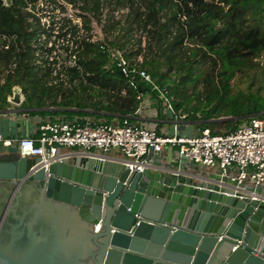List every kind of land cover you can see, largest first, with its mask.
Masks as SVG:
<instances>
[{
	"label": "water",
	"instance_id": "1",
	"mask_svg": "<svg viewBox=\"0 0 264 264\" xmlns=\"http://www.w3.org/2000/svg\"><path fill=\"white\" fill-rule=\"evenodd\" d=\"M129 163L0 152V264H264V183Z\"/></svg>",
	"mask_w": 264,
	"mask_h": 264
},
{
	"label": "trees",
	"instance_id": "2",
	"mask_svg": "<svg viewBox=\"0 0 264 264\" xmlns=\"http://www.w3.org/2000/svg\"><path fill=\"white\" fill-rule=\"evenodd\" d=\"M90 6L86 2L84 8ZM27 7L28 0H13L9 7L0 0V34L15 38L6 47L8 41L0 35V73L11 61L18 62L15 73L4 83L0 78V107L9 105L8 95L14 86H20L26 96L22 106L41 120L38 127L42 122L85 117L94 124H112L137 116L147 95L163 102L154 86L166 87V80L169 95L178 97L175 110L192 105L193 113L187 112L186 118L199 121L203 129L209 127L212 134L233 131L252 117L264 119V0H143V5H132L128 24L135 23L148 33L142 66L154 83L136 73H122L108 52L84 42L80 53L83 69L70 71L69 85L49 84L47 74L33 63L31 43L36 30H31ZM98 9L96 2L94 10ZM118 24L108 20L105 30L112 33L111 45L124 50L132 42L131 29L117 32ZM135 43L140 48L139 38ZM165 65L169 72L163 70ZM172 70L182 75L184 86H194L191 95L172 85ZM232 81L246 87L235 90ZM244 115L252 117L211 121ZM39 135L38 130L34 137Z\"/></svg>",
	"mask_w": 264,
	"mask_h": 264
},
{
	"label": "built area",
	"instance_id": "3",
	"mask_svg": "<svg viewBox=\"0 0 264 264\" xmlns=\"http://www.w3.org/2000/svg\"><path fill=\"white\" fill-rule=\"evenodd\" d=\"M1 1L7 7L13 2ZM122 1L28 0V22L32 24L31 30H36L31 43L33 63L47 74L49 84L69 85L70 71L83 69L80 53L84 42L95 43L101 50L108 52L116 59L122 73H136L154 83L142 66L148 33L135 23L131 27L128 24L133 16L132 5H143V0ZM86 2L90 3V8H84ZM96 2H99L98 11L94 10ZM108 20L119 23L117 32L125 33L131 29L132 42L127 44L126 49L120 50L111 45L112 33L105 30ZM0 35L8 41L6 47L15 39L14 36ZM136 38L141 41L140 48L135 43ZM131 53L135 54L130 56ZM17 67L18 62L11 61L0 73L1 83L15 73ZM16 89L23 96L22 88L17 85L7 99L10 104L19 106L21 104L13 101ZM154 89L163 103L172 108L167 88L155 85ZM38 130V137H9L0 131V145L16 148L23 156H41L46 167L50 162L62 159L63 154H58L61 148L100 157H111L109 153L118 149L123 155L121 159L130 162L128 165L132 171L143 172L151 149L162 152L165 145L172 144L179 147L181 157L195 164L217 167L222 175H230L239 183L253 186L264 183V119L259 117H252L249 122L230 132L212 134L210 128H205L196 136L161 135L157 128L136 125L130 117H124L123 121L117 120L114 125L94 124L86 117L69 122H42ZM262 199L264 195L260 196ZM138 224L136 222L135 226Z\"/></svg>",
	"mask_w": 264,
	"mask_h": 264
},
{
	"label": "crops",
	"instance_id": "4",
	"mask_svg": "<svg viewBox=\"0 0 264 264\" xmlns=\"http://www.w3.org/2000/svg\"><path fill=\"white\" fill-rule=\"evenodd\" d=\"M143 103L144 105L145 103L147 104L143 107ZM143 103L137 110V116L130 117L132 122L136 125H142L147 128H157L159 133L165 136H196L200 135L205 129H203L199 121L190 120L186 118L185 114L181 115L177 113L173 103H171L172 108L167 107L163 102H154V99L144 101ZM29 111V108H25L22 105L15 107L10 103L4 108L0 107V131L9 137H34L38 131V124L41 120L37 116H31ZM87 111L97 112L91 109ZM116 120L115 122H117ZM8 149L12 148H6L0 145V152ZM178 149L179 147L176 145L167 144L164 146L162 153L168 162L175 164L177 167L192 168L204 174L220 173L217 167L212 168L195 164L181 157L178 153ZM60 150L62 154H67L72 151V149L68 148H61ZM109 154L114 158H123L122 152L118 149L112 150Z\"/></svg>",
	"mask_w": 264,
	"mask_h": 264
},
{
	"label": "rangeland",
	"instance_id": "5",
	"mask_svg": "<svg viewBox=\"0 0 264 264\" xmlns=\"http://www.w3.org/2000/svg\"><path fill=\"white\" fill-rule=\"evenodd\" d=\"M148 36V35H147ZM262 59H264V58H262ZM168 67L165 65L164 66V68H163V70L164 71H166V72H169L168 71ZM151 77V76H150ZM169 77L170 78H172V79H174V82L172 83V85L173 86H176L177 88H179L180 90H182V89H184V90H186V93L187 94H192L193 93V88H194V86L192 85V84H189V85H187V86H184V84H182V82H181V78H182V75H180V73H176L175 71H170V73H169ZM151 79H152V77H151ZM166 88H167V90H171V89H169V87H170V85H169V82L166 80ZM232 85L234 86V88H235V90L237 89V88H245L246 87V85L245 84H242V83H240V82H238V81H232ZM173 92V91H172ZM21 98L25 101V98H26V96L24 95V93H23V96H21ZM151 99H153L151 96H149V95H147V98H145L142 102H141V104L144 102V101H150ZM178 99V97L176 96V94H174V93H172L171 94V96H170V100H171V103H173V106H174V100H177ZM155 101H158V100H154V102ZM22 103L23 102H20L19 104H21L22 105ZM147 103H145V105H146ZM155 104V103H154ZM21 105H19V106H21ZM144 105V103H143V107L145 106ZM156 105H159V104H156ZM166 105V104H165ZM7 106V105H6ZM5 106V107H6ZM13 106H15V105H13ZM16 107V106H15ZM186 108H188V109H192V105H186V106H184V107H182L180 110H178V111H176L177 113H179V114H181V115H186L187 114V112H189L190 114H192L193 113V109L191 110V111H187L186 110ZM165 111H167V110H165ZM198 115L199 116H202L203 115V112H199L198 113ZM232 118V119H231ZM218 119H221L220 121H222V122H226V121H230V120H236V117H221V118H217V119H213V120H211V121H217ZM113 125H114V123H112ZM220 130V129H219ZM220 132H224L223 130H220Z\"/></svg>",
	"mask_w": 264,
	"mask_h": 264
}]
</instances>
